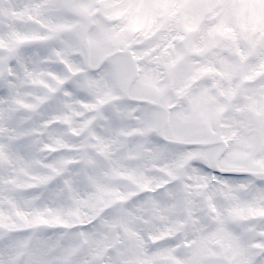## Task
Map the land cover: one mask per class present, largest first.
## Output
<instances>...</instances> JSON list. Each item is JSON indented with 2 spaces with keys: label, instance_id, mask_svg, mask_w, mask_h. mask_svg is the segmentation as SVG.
<instances>
[{
  "label": "snow or ice",
  "instance_id": "6c2138e0",
  "mask_svg": "<svg viewBox=\"0 0 264 264\" xmlns=\"http://www.w3.org/2000/svg\"><path fill=\"white\" fill-rule=\"evenodd\" d=\"M0 264H264V0H0Z\"/></svg>",
  "mask_w": 264,
  "mask_h": 264
}]
</instances>
